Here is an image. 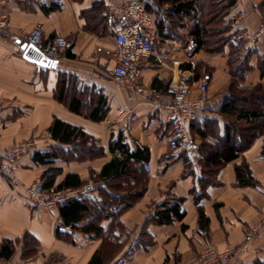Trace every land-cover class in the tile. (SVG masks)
<instances>
[{
  "label": "crops",
  "instance_id": "crops-1",
  "mask_svg": "<svg viewBox=\"0 0 264 264\" xmlns=\"http://www.w3.org/2000/svg\"><path fill=\"white\" fill-rule=\"evenodd\" d=\"M116 1L65 0L63 11L46 0L0 4V16L17 37L15 41L0 38L1 148L21 141L34 143L18 163L17 177L24 186L43 181L50 172L51 190L75 189L76 180L80 186L95 187L77 200L74 209L40 210L22 188L0 175V245L4 241L13 245L11 256L0 259L9 264H109L124 257L125 264H180L194 251L231 247L235 255L229 264H264V225L251 236L264 213V132L236 159L217 168L213 181L204 172L202 153L186 158L167 145L172 123L167 120L165 106L171 96L166 89L184 76L192 80V98L198 80L206 79L208 86V101L193 123L197 127L207 122L208 127L203 139L193 130V139L203 151L220 146L231 119L219 112L229 97L231 47L226 44L214 53L196 50L193 21L185 18L179 25L164 13L168 4L140 0L154 18L145 32L153 50L139 62L141 83L157 91L156 104L151 105L110 78L117 53L104 12ZM263 14L264 0H234L225 17L230 22V42L242 58L247 57L248 69L238 88L264 85L259 67L264 38L254 52L241 49L233 38L254 30ZM238 16L241 21L234 24ZM36 26L44 38L58 35L70 41L72 57L59 61L55 69L24 58L23 37ZM98 98L104 100V118L93 121L83 113ZM73 100L81 101L79 114L68 108ZM119 108L129 111L120 120ZM54 119L78 128L101 153H80L77 144L53 140L49 127ZM35 151L56 155L39 164L32 156ZM114 160L125 162L124 171L102 173ZM241 163L247 165L253 185L237 184L235 167ZM171 199L181 200L182 219L153 223L150 217L158 206Z\"/></svg>",
  "mask_w": 264,
  "mask_h": 264
},
{
  "label": "built area",
  "instance_id": "built-area-1",
  "mask_svg": "<svg viewBox=\"0 0 264 264\" xmlns=\"http://www.w3.org/2000/svg\"><path fill=\"white\" fill-rule=\"evenodd\" d=\"M38 1V0H0V4L7 2ZM58 10L66 7L65 0H46ZM104 15L110 21V29L113 33L117 63L110 70V78L129 93L139 95L146 103L156 104L157 91L151 87H145L141 81L140 59L150 55L152 44L145 32L149 30L154 18L140 0H118L107 5ZM241 17L234 20L239 23ZM0 38L17 40V37L9 31L8 21L0 16ZM233 38L239 42L241 49L246 52L257 50L259 41L264 38V14L261 15L254 30H245ZM23 40L26 44L37 48L45 57L57 62L67 58V52L71 42L62 36L44 38L40 27H34L27 33ZM192 80L190 77L180 76L175 84H170L166 92L171 96L170 102L165 106L168 114L167 120L172 123V130L167 137L168 148L186 158L192 157L197 152L198 145L190 134V127L196 121L197 114L204 108L208 101V86L206 79L196 82L197 94L191 97ZM129 114L126 109H117L118 119H123ZM34 143L30 140L14 143L6 149L0 146V175L13 187L22 188L24 196L32 206L40 210H50L62 206L68 200H78L89 192L94 191L92 183H86L79 188L64 191L46 189L42 180H36L28 186H24L17 177L18 163L22 156L34 149ZM144 169L149 172V163L144 164ZM264 225V213L259 225L251 229V236H255ZM68 230V228H64ZM235 255V250L225 247L215 250L210 247L194 251L182 260L180 264H229ZM124 257H117L109 264H125ZM0 264H9L0 259Z\"/></svg>",
  "mask_w": 264,
  "mask_h": 264
},
{
  "label": "trees",
  "instance_id": "trees-1",
  "mask_svg": "<svg viewBox=\"0 0 264 264\" xmlns=\"http://www.w3.org/2000/svg\"><path fill=\"white\" fill-rule=\"evenodd\" d=\"M159 3L168 4L164 13L173 16L178 24L187 18L193 21L191 35L194 38L196 50H202L208 53L220 52L224 45H229L230 52L228 58V67L231 72V82L229 84L228 101L221 106L220 114H227L231 119L227 122L225 133L220 146L215 148H204L197 144V153L205 157L202 162L204 172L207 174L208 181H213V173L223 164L236 159L240 153L245 150L251 142L264 132V85H257L251 88H238L242 81L244 73L248 67L246 58H242L240 52L230 42V22L225 19L230 8L234 5V0H158ZM249 54V53H248ZM247 54V55H248ZM69 51L67 58H71ZM259 67L264 75V56L259 59ZM81 106L80 100H73L68 108L79 114ZM104 100L98 98L94 106L83 113L84 116L93 120L101 121L104 118ZM213 121H210L212 127ZM206 123L195 127H190V134L194 130L202 139L205 137L208 125ZM53 140L61 144H77L80 153H93L98 155L100 149L95 146L91 138L80 131L78 128L54 119L49 127ZM192 139L194 138L191 135ZM194 140V139H193ZM195 141V140H194ZM55 152H33L34 161L39 164L48 162L55 157ZM83 155V154H82ZM126 168L125 162L120 160L111 161L102 168L105 171H114L118 175ZM47 172L43 176V186L49 189L52 184V174ZM235 175L239 186L253 185L254 181L245 163L235 167ZM210 177V178H209ZM66 177L64 184H67ZM206 184V183H204ZM73 187L79 188L80 182L76 180ZM74 189V188H72ZM180 199H171L159 205L150 217L153 223L163 225L169 224L173 219L181 220L183 213L180 212ZM77 206V200H68L61 206L62 210L74 209ZM203 220L202 212H199V221ZM13 251V245L10 241H4L0 245V258L8 259Z\"/></svg>",
  "mask_w": 264,
  "mask_h": 264
},
{
  "label": "water",
  "instance_id": "water-1",
  "mask_svg": "<svg viewBox=\"0 0 264 264\" xmlns=\"http://www.w3.org/2000/svg\"><path fill=\"white\" fill-rule=\"evenodd\" d=\"M21 50L24 53V58L35 63L37 66L44 68L55 69L58 62L45 57L37 48L26 43L22 44Z\"/></svg>",
  "mask_w": 264,
  "mask_h": 264
}]
</instances>
